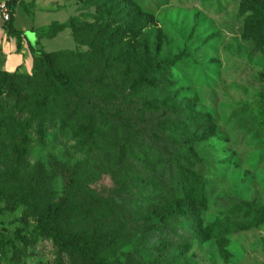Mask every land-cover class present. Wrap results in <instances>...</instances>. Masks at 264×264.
I'll list each match as a JSON object with an SVG mask.
<instances>
[{"label":"rangeland","instance_id":"rangeland-1","mask_svg":"<svg viewBox=\"0 0 264 264\" xmlns=\"http://www.w3.org/2000/svg\"><path fill=\"white\" fill-rule=\"evenodd\" d=\"M11 1L16 3L14 25L23 31L20 46L1 12V5ZM133 1L149 21V60L153 67L165 60L166 67L145 84L128 82L120 89L131 93L124 100L123 94L113 98L118 88L111 82L90 84L83 96L79 91L58 95L61 106L77 105L78 96L86 108L96 109L77 110L73 126L78 129L59 128L44 143L31 136L26 147L0 150V264H168L167 240L156 236L146 216L166 210L178 185L165 160L126 135L143 105L164 110L152 122L163 135L197 139L184 168L195 174L178 179L192 189L203 188L208 209H196L189 215L197 217L175 223L194 229L195 239L182 259L187 264H264V221L246 217L239 207L244 201L264 212V31L255 34L257 42L246 38V0ZM94 5L91 0H0V71H41L34 45L59 53L58 67L72 75L79 61L65 53L90 50L76 40L74 29L78 22H94ZM132 64L115 67L128 70L133 80L139 68ZM82 77L87 80V73ZM90 114L100 115L95 139L81 130ZM108 117L117 128L106 123ZM71 178L78 191L70 196L65 188ZM64 197L66 212L59 222H23L44 218ZM98 198L109 212L106 207L80 211L77 201ZM123 208L131 211L127 223L121 222ZM163 223L173 225L172 220ZM224 223L250 227L223 238L207 237ZM76 233L83 237L85 255L66 244ZM156 242L159 249L153 251Z\"/></svg>","mask_w":264,"mask_h":264},{"label":"trees","instance_id":"trees-1","mask_svg":"<svg viewBox=\"0 0 264 264\" xmlns=\"http://www.w3.org/2000/svg\"><path fill=\"white\" fill-rule=\"evenodd\" d=\"M91 1L96 7L97 16L94 17V22L91 24H87L85 21L78 22V26L74 29L76 40L82 45H88L90 50L86 54H76L72 51L65 53L79 61L76 63L72 73L76 78L60 70L58 67L59 53H49L34 45H31L34 52V61L37 66H43L41 71L36 69V72L32 75L0 71V150H10L23 145L26 147V144L30 142L28 140H30L29 137L31 136L40 143H44L48 138V133L59 128L78 129L73 126L77 110L86 111L87 109L91 113L96 109L95 107L86 108V104L78 96L77 100L80 102H74L77 105L67 103L61 106L58 95L73 96L75 91H79L81 96H83V91L90 84L111 82L114 87L118 88L114 90L113 98L123 94L122 98L124 100V96H131L130 91L122 92L126 89L128 82L133 81V85L145 84L147 77L159 74L166 67L165 60L156 61V66L154 67L149 60L152 48L147 36L149 21L142 8L135 1ZM8 8L10 13V19L6 21L9 23L8 32L18 39V46H20L23 31L17 29L14 25L16 3L11 1L8 4ZM242 11L248 15L245 36L248 40L252 39L257 42L255 34L264 31V1L246 0L242 5ZM118 23L120 24L119 26H117ZM260 44L264 46V42ZM155 47L159 51L161 43H155ZM112 56L114 57L110 60ZM125 56H129V59L133 61L132 66L139 68L138 77L133 80L128 70L121 72L115 67L130 63V60L122 61L121 58ZM67 60L69 61V58ZM84 72L88 75L87 80L82 77ZM104 75L106 77H103ZM117 102L118 105L122 106L119 99H117ZM136 112L139 117L136 116L132 125H128L129 131L126 132V135L153 151L159 161L165 160V165L172 176L174 184L177 183L178 185L169 198L171 205L168 207L166 201L164 203L163 201H158V204L168 208L166 210L160 209V213L152 212L147 215L146 223L155 224L156 236L164 237L167 240L164 253L170 254L167 259L168 264H187L181 255L188 253L190 245L195 239L194 229L182 227L175 223L188 221L193 216L197 217V214L189 215L194 214L196 209H208V199L204 189L202 188L199 191L192 189L187 180L178 179V176L195 174L186 171L184 168L187 165L186 157L192 152V146L197 139L189 137L176 141L155 129L152 122L164 116V110L155 111L143 105ZM107 114L111 115L110 113ZM92 115L88 117V121L81 127V130L83 133L88 131L90 138L95 139L97 136L95 126L100 115L97 114L96 117ZM109 122H113L116 128L118 127V124L108 117L106 123L109 124ZM120 154L123 155L122 153ZM15 157L14 159L19 162L20 159L16 155ZM16 170L20 169L16 168ZM75 181V178H71L68 180L69 185H66V193L70 194V196L77 194L78 190L76 183L74 184ZM65 204L64 197L57 206L52 209L49 208L48 215L44 218L27 219L23 220V222L28 225L57 223L61 219L62 214L66 212ZM77 204L82 212H89L91 207L101 210L106 207L109 212L103 198L80 200L77 201ZM239 207L245 208L246 217H251L250 214H253L258 216L261 221H264V212L258 210L256 206L243 201L239 204ZM130 216L131 211L123 208L121 222H129ZM165 219L166 221L172 220L173 225L165 227V223H163ZM200 225L202 226L203 223L200 222ZM249 227L250 225L235 227L233 224L227 225L224 223L219 229L214 230L216 232L210 231L207 237L223 238L227 234ZM70 241L66 243L73 245L70 248H75L83 255L86 254L84 247L81 245L83 242L81 235L77 233L71 234ZM158 246L159 242H156L151 250L158 251ZM162 261H156V264H162Z\"/></svg>","mask_w":264,"mask_h":264},{"label":"built area","instance_id":"built-area-1","mask_svg":"<svg viewBox=\"0 0 264 264\" xmlns=\"http://www.w3.org/2000/svg\"><path fill=\"white\" fill-rule=\"evenodd\" d=\"M1 12L5 21H8L10 19V13H9V8L7 7L6 4L1 5Z\"/></svg>","mask_w":264,"mask_h":264}]
</instances>
